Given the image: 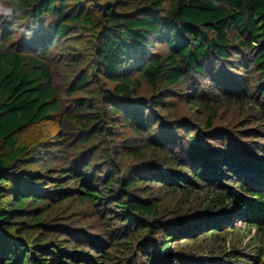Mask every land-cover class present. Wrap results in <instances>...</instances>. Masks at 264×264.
Instances as JSON below:
<instances>
[{
    "label": "trees",
    "instance_id": "16d2710c",
    "mask_svg": "<svg viewBox=\"0 0 264 264\" xmlns=\"http://www.w3.org/2000/svg\"><path fill=\"white\" fill-rule=\"evenodd\" d=\"M23 8L0 23V264H214L249 230L258 256L216 264H262L264 146L217 121L262 106L264 0Z\"/></svg>",
    "mask_w": 264,
    "mask_h": 264
},
{
    "label": "rangeland",
    "instance_id": "374dc122",
    "mask_svg": "<svg viewBox=\"0 0 264 264\" xmlns=\"http://www.w3.org/2000/svg\"><path fill=\"white\" fill-rule=\"evenodd\" d=\"M255 100L259 103L262 104L259 106H246L245 105H238V104H231V105H224L220 107L219 110V118H218V126L221 128H225L226 130H229L230 132H237L239 135L237 136L234 133V137L232 140L238 139L242 140L246 143H248L250 146L251 144H258L264 146V94L260 95V93L255 94L254 96ZM193 109V108H192ZM233 136V135H229ZM259 137V138H258ZM234 146V145H233ZM232 146V148H233ZM236 147L234 146V149ZM245 156L251 158V157H257L256 155L253 154H246ZM244 156V157H245ZM196 194V193H195ZM206 194L199 193V195H195L190 198L189 202L185 201V209L187 207H192L195 209L197 212L200 214H206L209 213L211 216L217 215L215 213L216 211L212 212H207L203 206L205 205V202L207 199L205 198ZM173 197H171L169 202L166 203L169 208L173 209L175 207V200H172ZM87 211L86 208H81L78 205L72 204L69 208L65 210V213H67L66 216L71 215V217H77L76 212L77 211ZM234 214V213H233ZM86 225L92 227L93 231H98L101 230L103 226H100V221L92 218V217H83L81 219ZM238 220H236L237 222ZM234 222V221H232ZM238 223V222H237ZM256 230L248 231L247 234H237V233H232L230 238L228 239L227 244L225 247L222 246L219 247V253L214 254L211 252L200 254L197 258H201L202 260H207L210 258H213L209 260V262L216 264L217 261L223 262V259L225 255L222 253L221 250L225 251L226 254L233 255V250L237 249L241 252V255L243 257H257L259 253V245H256L255 243L252 242L253 240H249V236H253L254 234H257ZM263 244H264V237H263ZM181 245H186L185 243H181ZM190 245L189 247L194 248L196 252L203 253L204 251L199 246L198 242H195L194 244H188ZM196 247V248H195ZM197 249V250H196ZM185 255L183 254L184 257ZM180 256H177L174 259H181ZM222 257V258H219ZM188 261V260H186ZM183 264H187L186 262H183ZM188 264H193L191 261H189ZM264 264V261L262 262Z\"/></svg>",
    "mask_w": 264,
    "mask_h": 264
},
{
    "label": "clouds",
    "instance_id": "9594fccd",
    "mask_svg": "<svg viewBox=\"0 0 264 264\" xmlns=\"http://www.w3.org/2000/svg\"><path fill=\"white\" fill-rule=\"evenodd\" d=\"M23 9V0H0V23H3L5 19H11L14 13L18 14ZM11 27L16 29L17 25L13 23ZM19 31L24 33L25 29L19 28Z\"/></svg>",
    "mask_w": 264,
    "mask_h": 264
}]
</instances>
